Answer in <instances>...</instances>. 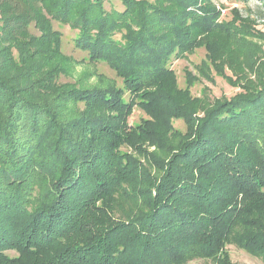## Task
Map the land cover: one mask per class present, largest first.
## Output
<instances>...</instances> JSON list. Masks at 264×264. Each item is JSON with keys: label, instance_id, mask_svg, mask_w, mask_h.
<instances>
[{"label": "trees", "instance_id": "1", "mask_svg": "<svg viewBox=\"0 0 264 264\" xmlns=\"http://www.w3.org/2000/svg\"><path fill=\"white\" fill-rule=\"evenodd\" d=\"M171 3L0 0V264H234L231 244L264 261V54L246 72L258 46L238 13ZM53 21L121 86L62 85ZM200 44L240 91L195 119L169 63ZM135 108L147 118L129 125Z\"/></svg>", "mask_w": 264, "mask_h": 264}, {"label": "rangeland", "instance_id": "2", "mask_svg": "<svg viewBox=\"0 0 264 264\" xmlns=\"http://www.w3.org/2000/svg\"><path fill=\"white\" fill-rule=\"evenodd\" d=\"M147 2H152L159 8L165 11H171L173 4L171 0H146ZM202 5H212L216 10L219 11V21L228 20L232 16L231 11L238 13L241 20H236V24L239 30L244 33V40L254 41L257 43L254 51L247 53L240 61L245 65L250 67L253 64V69L255 63L259 61L256 55L263 57L264 54V40L261 38L264 35V1L261 0H200ZM155 2V3H154ZM105 7L110 9L112 7L120 10L123 8L121 2L117 1H105ZM134 11V10H133ZM131 11L132 16H134V21L139 16L141 18H149L150 15L146 14V11L139 9L138 16ZM177 12V9H175ZM168 13V12H167ZM198 13V12H197ZM154 19V18H153ZM149 20V19H148ZM251 27L258 30L257 32L250 33V31L245 34L244 28L251 29ZM52 28L59 31L62 34L61 38V50L68 59L64 63V71L60 76L59 82L62 85L73 86L76 88L86 89V88H108L109 86H121V79L116 76L114 71L108 67V65L101 62H91L87 58V54L81 49L77 48L74 43V39L77 37V32L69 27L65 23H59L57 21L52 22ZM32 33H39L35 29H31ZM262 33V35L260 34ZM242 54L243 52L239 50ZM259 52V53H258ZM177 56L171 55L169 66L176 72V83L174 87L178 90H182L181 96L178 101H185L195 104L196 110L194 112V117L199 118L202 115V106L204 104L210 105L211 99H222L224 97H231L236 95L240 91V87L237 85H231L225 78L217 76L215 71L210 67L209 58L206 57V51L204 44L196 46L193 51L180 50L177 49ZM256 54V55H255ZM224 69H228V66L224 64ZM233 74V73H232ZM235 75V73L233 74ZM213 76V79H211ZM233 77V82H237V78ZM253 77V74L250 78ZM184 91L186 93H184ZM129 92L124 95L129 96ZM88 107L87 104L80 103L79 108L81 110ZM109 113H111L109 111ZM108 113V114H109ZM162 116V115H161ZM129 125L140 124L147 114L135 108L129 116ZM149 118V116H148ZM174 126L181 132L185 131V123L183 120L174 122ZM170 143L171 140L169 139ZM154 148L151 147V150ZM230 251V256L234 264H264L261 258L254 257L250 255L245 250L239 249L237 246L231 244L228 247ZM14 251L11 252V254ZM186 264H212L208 260L204 259H194L188 261Z\"/></svg>", "mask_w": 264, "mask_h": 264}]
</instances>
